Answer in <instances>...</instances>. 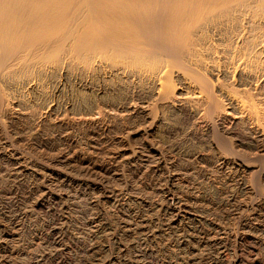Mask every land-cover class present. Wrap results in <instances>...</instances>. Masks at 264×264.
Wrapping results in <instances>:
<instances>
[{"label": "bare ground", "instance_id": "6f19581e", "mask_svg": "<svg viewBox=\"0 0 264 264\" xmlns=\"http://www.w3.org/2000/svg\"><path fill=\"white\" fill-rule=\"evenodd\" d=\"M0 264H264V0H0Z\"/></svg>", "mask_w": 264, "mask_h": 264}, {"label": "rangeland", "instance_id": "374dc122", "mask_svg": "<svg viewBox=\"0 0 264 264\" xmlns=\"http://www.w3.org/2000/svg\"><path fill=\"white\" fill-rule=\"evenodd\" d=\"M248 243V242H247Z\"/></svg>", "mask_w": 264, "mask_h": 264}]
</instances>
